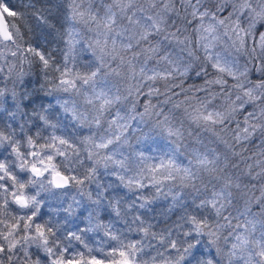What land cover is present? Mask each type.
<instances>
[{"label":"trees","instance_id":"16d2710c","mask_svg":"<svg viewBox=\"0 0 264 264\" xmlns=\"http://www.w3.org/2000/svg\"><path fill=\"white\" fill-rule=\"evenodd\" d=\"M0 11V264H264V0Z\"/></svg>","mask_w":264,"mask_h":264},{"label":"water","instance_id":"95a60500","mask_svg":"<svg viewBox=\"0 0 264 264\" xmlns=\"http://www.w3.org/2000/svg\"><path fill=\"white\" fill-rule=\"evenodd\" d=\"M0 37L4 40H7L9 38V33L7 31V27L1 12H0ZM49 183L51 187H53L54 189H66L69 186L68 178L60 173L52 174L49 177ZM18 202L22 203L21 200H18ZM121 264H127V263H121Z\"/></svg>","mask_w":264,"mask_h":264},{"label":"rangeland","instance_id":"374dc122","mask_svg":"<svg viewBox=\"0 0 264 264\" xmlns=\"http://www.w3.org/2000/svg\"><path fill=\"white\" fill-rule=\"evenodd\" d=\"M254 2V1H253ZM1 12V11H0ZM243 12V10L240 12V13H242ZM210 18H205V19H202L201 20V22H202V29H203V33H205L206 34V37H208V35H210V33L212 32V30H213V28L216 26L215 25V23L214 22H210V20H209ZM235 32H240L242 29L240 28V27H237V26H234L233 28H232ZM263 37H264V35H263ZM262 44H264V40H263V42H262ZM207 45V44H206ZM205 45V50L207 51V46ZM213 49H215L214 47H209L208 48V51L210 52V54H211V57H212V59L214 60V61H217V59H218V57H217V55H215V54H213ZM218 50V49H217ZM215 52H219V51H215ZM213 54V55H212ZM219 54H220V52H219ZM45 169H40V172L41 173H43V171H44ZM47 171H48V177H50L52 174H54V173H58V172H56L53 168H47ZM255 238L257 237V236H254ZM257 240H259L258 238H256ZM246 264H251V262H246Z\"/></svg>","mask_w":264,"mask_h":264}]
</instances>
